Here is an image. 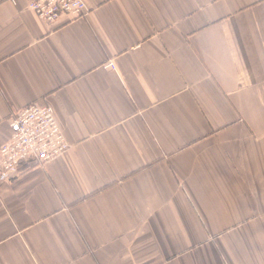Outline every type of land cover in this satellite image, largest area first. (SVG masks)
Segmentation results:
<instances>
[{
  "label": "crops",
  "instance_id": "0c3cea01",
  "mask_svg": "<svg viewBox=\"0 0 264 264\" xmlns=\"http://www.w3.org/2000/svg\"><path fill=\"white\" fill-rule=\"evenodd\" d=\"M32 1L0 0V145L41 103L70 148L0 184V264H264V0Z\"/></svg>",
  "mask_w": 264,
  "mask_h": 264
},
{
  "label": "built area",
  "instance_id": "2783aa9c",
  "mask_svg": "<svg viewBox=\"0 0 264 264\" xmlns=\"http://www.w3.org/2000/svg\"><path fill=\"white\" fill-rule=\"evenodd\" d=\"M29 10L47 24L63 18H81L88 11L83 0H33ZM107 66L113 67L112 63ZM9 127L10 139L0 145V184L14 180L22 164L42 166L70 148L54 109L48 104L33 103L18 110Z\"/></svg>",
  "mask_w": 264,
  "mask_h": 264
}]
</instances>
